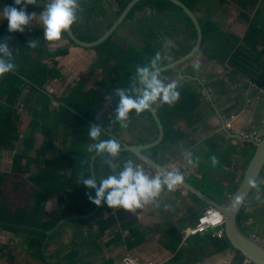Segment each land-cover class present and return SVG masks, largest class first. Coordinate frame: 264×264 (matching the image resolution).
I'll return each mask as SVG.
<instances>
[{
	"label": "crops",
	"instance_id": "obj_1",
	"mask_svg": "<svg viewBox=\"0 0 264 264\" xmlns=\"http://www.w3.org/2000/svg\"><path fill=\"white\" fill-rule=\"evenodd\" d=\"M185 1L190 2V0ZM208 1L211 3L213 13L202 7ZM79 2L80 9L73 24L79 35L99 36L119 15L118 0H79ZM197 4V10L202 5L199 12H195L197 17L206 18L209 13L221 15V26L230 31L246 30V24L241 17L243 12H247L251 17L259 13V18L264 19V0H199ZM40 13L41 11L33 13L32 20L24 27L29 30L43 27ZM177 32L182 33L183 38L179 39ZM116 34L124 39L130 38V42L135 41L134 43L140 42L143 38L153 40L160 48L166 50L171 60L185 54L195 41L191 27L186 24L182 12L170 6L161 11L156 4L137 10L130 19H126L118 27ZM242 34L243 32L239 35ZM20 40L19 34L16 33L7 46L18 44ZM48 44L55 50L69 49V54L58 56L64 57L62 60L64 66L77 77L81 73L82 79L88 80L92 86L94 80L99 84L98 81L104 74L99 76L100 78L97 75L104 73V68L98 67V52L94 48L72 42L65 32H62L59 40L48 41ZM94 68H96L95 73L92 71ZM182 68L184 72L195 73L204 79L212 91L221 116L208 99L204 102L202 98L194 113V128L185 127L187 136L169 146L167 150H155V154L162 163L181 172L191 184L224 203L233 193V186L238 185L244 174L249 161L250 144L248 141L230 137L221 128L222 118L231 121L232 126L229 128L231 131L253 133L255 139L260 138L264 134V116L261 114V111H264V102L260 105L259 102L264 99V90L248 87V90L245 89L247 92L240 95L236 85L248 86L249 81L242 79L238 82V78H233L228 68L215 60L206 61L200 50L185 61ZM161 79L165 83L175 81L176 84H180L186 78L180 77L172 70H167L161 74ZM249 102L251 105H248ZM253 103L258 104L255 106ZM115 115L116 112L113 113V117ZM125 123L126 126H120L119 135L129 143L149 142L158 132L145 111L136 113L134 109L130 110ZM112 126L114 124H111ZM260 132L262 133L259 134ZM211 142L215 143L213 150L210 148ZM127 160L139 165L145 174L154 175V168L134 153L126 151L115 157L109 155L101 159L98 164V179L117 173ZM220 179L223 180L222 183L215 186ZM263 179L264 170L261 181ZM261 181L257 183V191L253 199L257 201L263 198V201L257 203L258 206L253 202L249 205L242 216V223L252 230L254 228L252 222L261 220L256 222L255 230L252 231L264 236V180ZM207 206L209 205L204 200L189 190H168L162 186L159 196L144 207L127 210L123 207L107 205L99 215L90 217L88 221L79 219L64 223L50 241L47 238L44 252L49 260H58L62 264H111L113 261L114 264H127L124 260L127 255L135 258L139 264H234L237 252L232 246L221 247L215 244L211 238L212 234L216 235L214 230L210 234L200 233V235H191L187 239L183 238V230L193 225L200 212ZM66 209L58 196L52 197L47 204L46 218L61 216V220L67 215ZM113 214L118 217V221L114 224L107 222V227L99 223L102 217L107 218ZM172 229L182 233V240L176 250L170 248L173 244ZM7 232L14 240L3 243L14 246L16 250L19 244L24 247L22 242L27 241V233ZM75 252L77 253L70 258V254ZM244 262L245 260H242L240 264Z\"/></svg>",
	"mask_w": 264,
	"mask_h": 264
},
{
	"label": "trees",
	"instance_id": "obj_2",
	"mask_svg": "<svg viewBox=\"0 0 264 264\" xmlns=\"http://www.w3.org/2000/svg\"><path fill=\"white\" fill-rule=\"evenodd\" d=\"M129 1L118 0L119 14L123 12ZM181 1L194 13H197L202 6L197 10L199 0ZM12 3L13 0H1L0 9ZM45 3L46 0H32L26 5V11L32 14L40 12ZM150 4L158 5L161 11L172 6L182 12L180 7L168 0H141L130 11L127 19H130L137 10H142ZM207 15L206 18L198 17L203 32V42L199 50L203 53L204 59L215 60L224 67L230 68L231 73L243 75L238 77V82L247 79L264 88V19L259 18V13L251 17L247 12H243L241 17L246 24V30L239 35L216 23L213 14ZM186 23L191 27L192 35L196 39L197 31L188 16ZM16 33L19 34L20 42L8 47L12 53L11 62L15 67L0 76V220L4 221L0 222V227L7 231L27 233L30 252L45 264H62L58 260H49L44 252L48 238L44 229L53 228L61 218V216L46 218L47 204L52 197L58 196L67 208L65 213L67 215L88 213L95 208L96 204L89 200L87 195L90 193L94 196L95 190L88 189L83 184V179L89 177L93 179L91 160L96 150L93 148L90 151L89 145L100 140L115 139L98 124L120 136V121L117 120L116 115L113 117L119 103V96L116 95L115 90L126 89L127 94L135 98L137 92L132 91L134 83L137 91H140L139 82L135 80L136 67L148 64L158 51L162 55L158 66L171 59L167 56L166 50L160 48L153 40L146 39L134 44H125L115 39L116 32H114L111 37L93 47L99 55L98 67L104 68V76L98 81L100 85L98 90L92 88L86 90L89 81L83 79L60 94L49 91V84L64 76L63 65L58 66L56 57L69 54V49H52L43 37V27L32 30L24 27L23 32H9L7 20H0V42L8 44ZM65 34L74 42L67 31ZM80 36L86 40L98 37L84 34ZM33 40L37 41L35 47L29 45V41ZM214 45H221L225 53L222 55L216 53L213 50ZM51 60L53 64L49 63ZM95 69L92 71L94 72ZM164 72L166 71L160 72V75ZM193 82L198 84L191 79H185L177 84L179 99L173 104L161 103L159 99L154 102L164 125V137L158 145L151 148L154 150H148V153L158 161L161 159L157 158L155 150H167L169 146L187 136L185 127L194 128V113L202 101L203 90L199 84L200 89L196 88ZM26 111L31 114V121L22 131L20 122ZM144 111L157 127L149 110ZM111 124L114 126L111 127ZM92 126L100 128V136L96 140L88 134ZM214 144L211 142V150ZM248 144L253 146V150L255 149L252 142ZM125 152V150L119 151V153ZM107 156H109L107 152L98 156L97 176L99 161ZM33 165L35 167L32 169ZM236 187L237 184L233 186L232 191ZM256 189L248 197L246 207L240 214L241 223L249 205L252 202L257 204L263 201V198L257 201L253 199ZM106 207L107 204L103 201L102 207L94 216L99 215ZM79 219L89 220V218L74 220ZM99 221L101 225L107 226V222L112 225L118 221V217L113 214L107 218L102 217ZM12 223L38 228H23ZM242 228L248 233L255 232L243 223ZM208 231L204 234L212 233V230ZM56 232L51 234L49 241ZM171 236L173 244L170 248L176 250L182 240V233L172 229ZM211 238L221 247L232 246L226 235L221 237L212 234ZM8 247L7 243L0 245V256L6 255L5 250ZM11 251L12 248L9 249V253ZM235 251L237 257L234 264H240L245 257L240 251ZM76 253H71L70 258ZM9 256L15 259L13 255ZM111 264H114V261Z\"/></svg>",
	"mask_w": 264,
	"mask_h": 264
},
{
	"label": "clouds",
	"instance_id": "obj_3",
	"mask_svg": "<svg viewBox=\"0 0 264 264\" xmlns=\"http://www.w3.org/2000/svg\"><path fill=\"white\" fill-rule=\"evenodd\" d=\"M31 2L32 0H13L11 5H5L0 10V18L7 20L9 32L24 31V26L29 24L33 16L32 13L26 11V5ZM79 9V0H47L40 13L44 39L50 42L59 40L62 32H66L77 20ZM36 43L37 41L35 40L29 41L31 47H35ZM0 54H2L0 55V76H2L8 73L9 69L14 68L15 65L11 62L12 53L4 42H0ZM161 60L162 55L158 51L148 64L136 67L135 80L143 85V91H137L134 83L132 91L137 92L135 98L128 95L126 89L118 88L115 90L116 95L119 96V103L115 109L116 118L121 122L122 127L126 126L125 122L129 111L132 109L136 113H140L149 109L158 99L161 103L169 105L179 99L176 82L165 83L161 79L158 70V63ZM88 134L93 140H96L100 136V128L92 126ZM120 147V143L116 139H106L89 145V150L91 151L94 148L97 152H107L110 156L115 157L118 155ZM215 162V159H213V163ZM184 179V175L175 170L168 172L159 171L155 175L149 176L145 174L139 165H134L132 160H127L121 170L100 179L98 185L91 177L83 179V184L88 189L95 190L94 196L90 193L87 194L88 199L94 204L100 205L104 201L111 207L135 210L136 208L144 207L158 197L162 186H165L168 190H173ZM249 183L254 184L255 181L250 179ZM252 233L264 238L261 234Z\"/></svg>",
	"mask_w": 264,
	"mask_h": 264
},
{
	"label": "water",
	"instance_id": "obj_4",
	"mask_svg": "<svg viewBox=\"0 0 264 264\" xmlns=\"http://www.w3.org/2000/svg\"><path fill=\"white\" fill-rule=\"evenodd\" d=\"M139 1L141 0H131L130 2H128L123 12L118 15L117 19H115L111 23V25L105 31H103V33L99 35L96 39H92V40L83 39L76 32L73 25L67 30V33L69 34L70 38L74 40L75 43L81 46L94 47L96 45H99L100 43L104 42L106 39L111 37L114 32H116L118 27H120L124 23L130 11ZM168 1L180 7L182 9V12L190 19H192L195 29L197 31V37L195 39V43L193 44V46L185 54L161 66H158V70L159 72L172 70L182 78H189L191 80L197 81L201 85L203 93L210 101L212 107L216 111H218V113L221 116V112L219 110L218 105L215 102L212 91L207 86L204 79L200 75L184 72L182 68V64L185 61H187L189 58L194 56V54H196L199 51L202 45L203 32H202L200 20L198 19L196 14L181 0H168ZM139 90L141 92L143 91V85L141 83H139ZM148 110L151 113L155 122L157 123L158 132L153 140L146 143H129L120 136H118L116 133L108 131L101 124L98 125L102 127L104 130H106L109 133V135H112L115 139H117L120 142V146H121L120 151L126 150L134 153L142 161H144L146 164H148L150 167L154 169H159L164 172L173 171L174 169L158 161L148 153V150L158 145L164 137V125L154 106V103L150 106ZM222 121H223V125L221 128L226 133H228L230 137L239 138L240 140L245 142L247 141L252 142L253 145L255 146L254 153L249 159L244 174L240 182L238 183L236 189L228 198V200L222 203L215 200L210 195L206 194L205 192H203L195 185L191 184L186 179H184L181 184L186 190H189L195 195H197L200 199L204 200L208 205L216 207L223 212L225 216V221L223 224L225 235L229 239L232 247L235 250L240 251L246 259H249L259 264H264V242L259 238H255L253 233H248L247 231H244L242 228V223L239 220L241 212L243 211L244 207H246L248 197L252 195V193H254L258 185L257 183L262 179V173L264 170V134L257 139H255L254 137L247 138L244 137V135L233 132L229 128H227L225 126V122H226L225 118H222ZM102 153L105 152L96 151L93 154L91 160L92 177L97 182V185L99 183V180L96 171V161L98 156ZM250 179L254 180L255 183L250 184L249 183ZM102 203L103 201L101 202L100 205H96L95 208L88 213L67 215L63 217L60 221H58L53 228L44 229L48 234V239L50 238L51 234L56 232L64 223L74 220L76 218H90L96 215L99 212ZM0 222H4V221L0 220ZM12 224L18 225L23 228L26 227L38 228L36 226H31L26 224H17V223H12Z\"/></svg>",
	"mask_w": 264,
	"mask_h": 264
},
{
	"label": "rangeland",
	"instance_id": "obj_5",
	"mask_svg": "<svg viewBox=\"0 0 264 264\" xmlns=\"http://www.w3.org/2000/svg\"><path fill=\"white\" fill-rule=\"evenodd\" d=\"M207 1V0H206ZM0 3H1V0H0ZM210 1H208V2H206L205 4H204V9H206L207 11L209 10L210 12H212V10H211V7H210ZM170 7H172V6H170ZM172 8H174V7H172ZM175 9V8H174ZM199 12V11H198ZM213 13V12H212ZM212 16H214V18H215V22L216 23H218L219 25H221L220 23L222 22V19H221V15H212ZM218 18H216V17ZM185 17V16H184ZM185 19H186V17H185ZM243 27V26H242ZM235 33H239V34H241L243 31H234ZM177 37L180 39L181 37L183 38V35H182V33H180V32H177ZM115 39L116 40H119V41H121V42H124L125 44H132V43H134L135 41H133V42H130V38L129 39H124V38H122L121 36H118V34H116L115 35ZM142 40H146V38H143ZM167 42H164V44H166ZM194 43H195V41H194ZM193 43V44H194ZM215 46V48H213V50L216 52V53H218L219 55H222V54H224L225 53V50L223 49V47H221V45L219 46V45H214ZM91 48H93V47H91ZM59 56H62V55H59ZM99 55H97V57H98ZM64 59V57H62V58H59V57H57L56 58V60H58V66H62L63 65V74H64V76L63 77H61V78H58V79H55V80H53L50 84H49V91H55V92H58V93H62V91L63 90H65V89H67L68 87H70V86H72V85H75L76 83H78L80 80H83L82 79V77L80 76L81 75V73L78 75V79H79V81L77 80V81H75L74 79H75V76H77V75H75L74 73H72V72H70L65 66H64V63H62V60ZM49 63L50 64H53V60H51V61H49ZM223 66V65H222ZM229 70H230V68H228ZM246 69V68H245ZM227 70V69H226ZM96 72V70L94 71V73ZM98 72V71H97ZM104 73H98V77L99 76H102ZM245 74V73H244ZM104 76V75H103ZM232 76H233V78H238L239 76H243V75H241V74H239V73H235V72H232ZM95 78H97V77H94V79ZM100 78V77H99ZM96 81L97 80H94V82H93V84H94V86H92V83H89V85L88 86H86V90H88V89H90V88H92V89H94L95 91H97L98 90V88L100 87V85L99 84H96ZM249 81V83H250V85H248V86H243V85H236V88L237 89H239V94L240 95H242V94H244V92H247V90H248V87H252V88H255V87H257L258 89H261V90H264V88H262V87H258V85L256 84V83H254L253 81H251V80H248ZM193 84L196 86V88H198V89H200L199 87H198V85L196 84V83H194L193 82ZM92 86V87H91ZM245 87V88H244ZM242 88H244V89H242ZM245 89H247V90H245ZM201 91V90H200ZM69 93V91L67 92V94ZM203 93V92H202ZM202 96H203V101L205 102V101H207V97H206V95L203 93V94H201ZM255 94H253V96H254ZM263 102H264V99H262L260 102H259V105L260 104H263ZM255 106H256V104H258V103H253ZM248 105H251V102H249V104ZM208 108H209V110L210 111H212V109H211V107L210 106H208ZM25 115L23 116V118H22V120H21V122H20V124H21V129H22V131H24L27 127H28V124H29V122L31 121V114H29V112L28 111H26L25 113H24ZM261 114L264 116V111H261ZM262 132H260L259 134H261ZM248 134V133H247ZM248 135H250V134H248ZM252 135H253V133H252ZM254 136V135H253ZM38 137H40V136H38ZM190 138V137H189ZM189 141H190V139H189ZM58 143H60V142H58ZM232 149V148H231ZM253 153H254V150H253V146H251L250 145V147H249V154H248V160L251 158V156L253 155ZM35 166L33 165L32 166V169L34 168ZM30 172H32V171H30ZM29 174H31V173H29ZM231 175V174H230ZM264 180V179H263ZM262 180V181H263ZM221 181H223V180H221L220 179V181H219V183H217V184H215V186H217L218 184H220V182ZM261 181V182H262ZM222 183V182H221ZM232 192H234V191H232ZM202 212V211H201ZM257 221H261V220H259V219H257ZM257 221H255L254 223L252 222V224H254V229H255V227H256V222ZM260 226V225H259ZM261 227V226H260ZM1 228V227H0ZM259 228V227H258ZM3 228H1L0 229V245L1 246H3V245H5V243H3V242H9V241H12V240H14L12 237H11V235H10V233H8L7 231H4V230H2ZM254 229H252V230H254ZM257 229V228H256ZM215 231V233L217 234V232H216V229H212V231ZM260 231H261V229H260ZM209 232V231H208ZM22 244L24 245V247H26V249H23L24 247L23 246H20L21 244H19L18 245V250H16V249H14L13 247L14 246H11V245H9V247L8 248H6V250H5V253H6V255L5 254H3V256H0V264H45L41 259H39L38 257H34L32 254H31V252H30V248H29V246H28V241H26V242H22ZM19 246H20V248H19ZM10 248H12V251L9 253V249ZM21 248L23 249V250H21ZM12 255V254H14V258L15 259H13L12 257H10L9 255Z\"/></svg>",
	"mask_w": 264,
	"mask_h": 264
},
{
	"label": "built area",
	"instance_id": "obj_6",
	"mask_svg": "<svg viewBox=\"0 0 264 264\" xmlns=\"http://www.w3.org/2000/svg\"><path fill=\"white\" fill-rule=\"evenodd\" d=\"M79 77L75 76V81L78 80ZM225 125L230 128L232 126V123L230 120H226ZM242 135H244L245 137H251L253 136L252 134L248 135L245 134V132H241ZM161 170L159 169H154V175L159 172ZM174 189H180V190H185L182 186V184L177 185ZM231 196V195H229ZM224 221H225V216L223 214V212L213 206H207L205 207V209L202 210V212H200V214L197 217L196 222L185 228L183 230V238L187 239L189 236L191 235H195L198 233H204L210 229H216V232L218 236H224L225 235V231H224ZM255 238H259L264 242V238H262L261 236L257 235V234H253ZM125 262L127 264H139L135 258H133L130 255L125 256L124 258ZM245 262L244 264H259L256 262H253L249 259H244Z\"/></svg>",
	"mask_w": 264,
	"mask_h": 264
},
{
	"label": "flooded vegetation",
	"instance_id": "obj_7",
	"mask_svg": "<svg viewBox=\"0 0 264 264\" xmlns=\"http://www.w3.org/2000/svg\"><path fill=\"white\" fill-rule=\"evenodd\" d=\"M185 16V15H184ZM186 17V16H185ZM186 20V19H185ZM187 24V23H186ZM81 37V36H80ZM243 68H244V66H243ZM150 150V149H149ZM156 159V158H155Z\"/></svg>",
	"mask_w": 264,
	"mask_h": 264
}]
</instances>
